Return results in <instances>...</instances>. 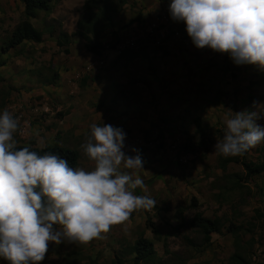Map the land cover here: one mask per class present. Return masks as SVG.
I'll use <instances>...</instances> for the list:
<instances>
[{
    "label": "crops",
    "instance_id": "1",
    "mask_svg": "<svg viewBox=\"0 0 264 264\" xmlns=\"http://www.w3.org/2000/svg\"><path fill=\"white\" fill-rule=\"evenodd\" d=\"M131 2L143 12L152 13L150 25L148 26L146 23L143 27L139 26L140 30L141 27L144 28L141 31L138 28H132L128 33L129 41L122 40L124 37L119 38L114 48L108 49L106 46L100 56L85 51L84 42L78 36H75L68 46L59 48L56 46L54 38L43 35V42L37 43V45L38 47H48L43 57L47 60L52 57V65L58 75L55 84L44 86L46 90L51 89L52 99H47L54 100L55 104L60 103L61 106L67 105L69 109L61 117H47L46 119L44 116L43 120L36 122L33 117L23 119V117L25 118L23 112L28 107L27 96L30 93H26L25 97L17 99L14 95H18V92L13 93L8 89L4 93L0 91V114L7 110L13 118L18 119L19 124L16 133L18 134L19 131V134L24 135L22 138L25 141L16 142V145H26L30 139L34 138L37 147L52 146L58 143L78 152L77 168L92 171L95 168V162L85 154L81 145L86 143L91 136L90 126L93 123L99 126H102L103 123L111 124L122 128L127 134L124 151L128 155H134L129 151L133 147L140 151L146 147L153 149L156 147L158 141L146 144L145 140L156 138L159 132L165 133L162 127H159V117H164L165 120L176 118L178 121L175 125L177 129L184 128L185 125H182L184 122H191L196 118H199L200 121L211 119L215 122V126L218 125L216 127L225 131V118L229 115V109L232 112L245 109L255 110L253 109V102L255 101L257 103L256 111L262 116L258 120L262 123L259 122V124L264 126V71L253 65L237 66L227 53L221 54L209 48H196L189 36L184 38V34H181L186 32L185 23L174 22L167 12L168 6L164 11H161L160 0H131ZM120 19H122L121 14H117L115 21L119 22ZM161 24L166 26L160 27ZM155 27H160L154 32L164 39H161L162 44L165 45L164 51L157 49L150 52V48L139 47V45L137 47V44L133 47L134 41L140 39L138 44L141 43L145 33L152 31V28ZM170 30L175 31L174 36L170 35ZM73 32L67 34L70 35ZM123 42L131 43L132 47L121 51L120 49L125 47ZM31 44L36 45V43ZM102 44L104 45V42ZM60 50L61 52H59ZM65 50L68 53H65ZM1 51L0 47V56H5V58L0 60V69L5 74L9 71L13 74L15 66L12 53L14 49H10L6 53ZM164 52H167V55H164ZM127 54L130 57L125 60ZM17 58L15 57V60ZM211 59L213 67L209 66ZM32 61L30 59L27 62L22 73L30 74L33 68ZM15 70L18 73L17 67ZM81 73H87L89 78L84 77L83 79L86 80L82 81V79L79 84L77 82L72 83L71 79L78 77ZM10 77L13 76L10 75ZM217 94L221 100L215 99ZM47 125H50L48 130H46ZM193 127L190 125L189 129H193ZM223 131L219 132V137L224 135ZM204 132L206 133L205 130ZM38 133H42V136H39ZM165 134L168 136L167 133ZM207 136L210 137L208 134ZM60 137H65L63 139L69 141L63 145V142H59ZM14 140L16 141V139ZM45 142L47 143L45 144ZM72 143L77 144V147H73ZM214 145L212 141L209 151L203 154L205 155L203 157H206ZM260 145L259 151L264 153V141ZM171 148H175V145ZM199 153L202 154L201 151ZM196 155L198 152L190 155V157L193 158ZM199 156L201 155L199 154ZM151 160L153 161L154 158L150 161L145 160L144 170H141L143 174L146 175L147 167H154V171H165L157 176L154 181L146 184L144 189H139L141 195L149 196L152 193V184L164 183V174L168 169L167 162L151 164ZM220 167L217 169L220 179L213 181L212 178L207 179L206 175L201 176L199 174L193 183L194 186L204 185L206 190L214 188L218 181L223 180L228 164L224 171ZM121 168L123 169V165ZM218 171L215 172L218 173ZM138 174L142 177L141 173ZM191 189L190 191H192ZM220 193L221 190L216 187L211 191L212 202L216 203L215 198ZM193 194L197 196L198 192L195 191ZM57 227L59 228V226ZM129 227H131L129 220L123 224V228L111 226L109 232L102 233L101 238L93 239L87 244L69 243L65 240L60 245L51 243L49 245L61 253L76 251L82 252L91 259L104 260L98 258V255L101 252L106 253L111 247L115 249L117 247L116 238L125 237ZM144 235L153 241L147 233ZM111 260H113V254Z\"/></svg>",
    "mask_w": 264,
    "mask_h": 264
},
{
    "label": "clouds",
    "instance_id": "2",
    "mask_svg": "<svg viewBox=\"0 0 264 264\" xmlns=\"http://www.w3.org/2000/svg\"><path fill=\"white\" fill-rule=\"evenodd\" d=\"M168 12L185 23L196 48L227 53L237 66L264 71V0H170ZM256 107L254 101L255 110L229 109L223 138L214 145L217 154L240 156L264 141ZM18 124L7 110L0 114V257L10 264H39L50 243L87 244L134 211L156 207L155 199L132 191L145 187L138 173L146 161L137 148L126 154L122 128L91 124L81 147L95 168L86 171L57 153L17 150Z\"/></svg>",
    "mask_w": 264,
    "mask_h": 264
},
{
    "label": "rangeland",
    "instance_id": "3",
    "mask_svg": "<svg viewBox=\"0 0 264 264\" xmlns=\"http://www.w3.org/2000/svg\"><path fill=\"white\" fill-rule=\"evenodd\" d=\"M85 1L87 0H51V13L45 14L39 12L36 19L29 21L47 37L49 36L47 29L52 25L57 26L66 34L75 32L77 30V22L83 13ZM104 2L105 0H101L98 6H101ZM169 3L170 0H160L159 6L161 11H164ZM118 14H121L122 19L119 22L115 21L114 36L115 39L124 37L122 40H125V42L129 41L128 33L132 28H138L141 31L144 29L142 27L146 23L148 26L150 25V19L152 18V13L147 14L142 9H138L136 4L132 3L131 0ZM23 19V4L21 0H0V47L8 41L14 28ZM135 20L139 22L136 23ZM141 22L143 23L141 24ZM139 26H142L141 30ZM165 26L164 24L160 25V27ZM160 27L152 28V31L145 33L142 42L139 44L140 39L134 42L130 41L133 42V47L137 44V47L139 45V47L145 46L146 48H150V52L157 49L164 51L165 45L162 44V40L164 39L154 32ZM123 29L125 31H122ZM169 33L174 36L175 31L170 30ZM181 34H184V38L188 36L187 32ZM92 41L94 43L100 42L101 44L104 42L105 46H114L115 43L112 30L104 31L98 37L92 36ZM125 42H123L125 47L121 48V51L132 47L131 43ZM47 48V46L38 47L37 44L25 42L16 47L12 53L14 57L13 64L15 69L16 67L18 68V73L14 69L13 74L10 71L5 74L0 69V91L4 93L8 89L9 91H13V93L18 92V95H14L17 99H21L23 96H26V93H30L27 96L26 103L28 107L23 112L25 115L23 119L33 117L35 122L43 120L44 116H46V119L47 117L56 118L58 114H64L69 109L67 105L61 106L60 103L55 104L54 100H49L52 99L51 89H44L45 85L50 83L55 84L58 80V75L52 65V57L50 60L43 57V54L48 50ZM3 53L6 52L3 51ZM15 57L18 58L15 60ZM129 57L130 55L127 54L125 60ZM3 58L5 56H2L0 60ZM30 59L33 60L31 62L33 68L30 74L26 75L24 74L25 72L22 73V70H24L23 68ZM209 66L213 67L212 59ZM86 74L81 73L78 77L72 78L71 82L79 84L84 77L89 78V75ZM10 75L13 77L11 78ZM218 96L217 94L215 99L221 100ZM2 100H4V97H2ZM201 122L204 130L210 135V139L214 144L223 138V136L219 137V132L223 131V129L221 130L216 127L218 125L215 126L214 121L206 119ZM158 123L159 127H162V130L168 136L163 132H159L156 138L145 140L146 144L158 141L156 147L154 149L146 147V149L141 151L144 160L150 161V159L154 158L153 161L151 160V164L167 162L168 165V169L164 174V183L152 184V193L149 195L158 203L150 211L145 209L134 211L129 218L131 227L127 229L126 236L117 237L115 240L117 247L115 249L111 247L106 253L101 252L98 258H103L104 260L95 259L96 264H112L111 256L114 250H121L129 244H133L141 233H147L148 237L153 240L158 260L155 264H228L229 257L235 251L233 237L226 232L229 223L243 226V230L239 234L238 250L252 264H264V181L261 176L247 180L242 165L243 163H258L264 160V153L259 151L261 145H257L254 149L249 150L243 155L235 156L238 159L237 163H228L223 180L215 184V187L221 190L220 195L217 198L214 197L216 199L215 203L211 200L213 199L211 191L215 187L206 190L204 185H197V187L193 183L197 180L199 174L201 176L206 175L207 179L212 178L213 181L220 179L221 177L217 170L220 167V162L232 156L225 157L219 155L215 151L214 146H212L206 157L198 153V155L191 158L189 154L183 151V144L185 143L187 134L191 137L192 142L196 143L199 140V134L196 133L194 122H184L182 125H185V127H181V129H177L175 126L178 123L176 118L165 120L164 117H159ZM190 125L194 126L193 129H189ZM49 126L47 125L46 130H48ZM38 135L42 136V133H38ZM22 136L24 135L19 134L18 131V134L13 135V138L16 139V142L22 143L25 141ZM63 138L65 137H60L59 142H63V145H65L69 140ZM29 142L36 144L35 138L30 139ZM72 144L73 147H77V144ZM173 145H175V148H171ZM144 151H148L149 153ZM199 160L201 161L200 163L198 162ZM147 168L146 175L141 171L139 172L142 174L141 178L144 181V185L149 184V182L151 183L165 171H154V167ZM215 171H218V173ZM236 182H240L241 187L233 188ZM192 187L194 189H191ZM230 187L232 188L231 190L229 189ZM139 189L141 188L138 187L132 191L135 195H144L139 193ZM195 191L198 192L197 196L193 194ZM195 212H200L205 218H220L224 223L221 233L212 234L210 243L208 244H203L202 235L190 227V222ZM256 212L261 213L263 218L255 219ZM125 223L114 226L123 228V224ZM149 223L157 227L159 231L158 237H154L146 226ZM64 254L52 247V245H49L45 259L39 262V264H64ZM66 263L73 264V258L68 259ZM0 264H10V262L5 260ZM76 264H89V261H82ZM126 264H131L130 260H127Z\"/></svg>",
    "mask_w": 264,
    "mask_h": 264
},
{
    "label": "trees",
    "instance_id": "4",
    "mask_svg": "<svg viewBox=\"0 0 264 264\" xmlns=\"http://www.w3.org/2000/svg\"><path fill=\"white\" fill-rule=\"evenodd\" d=\"M101 0H87L83 5V13L77 22V30L70 35L61 31L57 26L48 27V35L54 38L57 47H65L72 43L75 36H78L84 42V49L88 53L100 56L106 49V46L100 42L94 43L92 36L98 37L99 34L107 30H112L113 39L115 40L114 46H108V49H112L118 43V39L114 36L115 16L118 12L128 4L130 0H105V2L98 6ZM23 4V17L24 19L18 23L11 33L8 41L1 47L4 52L10 49H15L25 42L30 43H42L43 33L36 29L29 20L36 19L39 12L49 14L52 11L51 0H21ZM136 21V20H135ZM65 53H68L65 50ZM167 55V52H164ZM83 79L82 81H85ZM53 84V83H50ZM62 114H58L57 117H61ZM194 125L196 133L199 134V140L194 143L190 136H186L185 143L183 144V151L187 154L194 155L196 152H202L205 154L209 151V147L212 144V140L204 132L202 123L199 118L194 119ZM29 147L30 151H36L39 155H43L45 152L57 153L63 158L68 160L69 166L77 168L79 154L76 150L69 149L55 143L52 146L37 147L34 142H29L26 145H16L17 150ZM238 159L235 157L227 158L220 162V168L222 171L226 169L228 163H237ZM245 171V177L247 180H251L256 176H261L264 181V161L259 163H243ZM241 187L240 182H236L233 188ZM232 189L231 187L229 188ZM255 219H262L263 215L259 212L255 213ZM154 237L159 236L157 227L149 223L146 225ZM190 227L198 231L202 235V243L208 244L211 240L212 234H220L224 228V223L220 218H205L200 212H195ZM243 230L242 225H235L229 223L226 232L233 237V246L235 251L228 259V264H252L251 261L246 258L239 249V234ZM73 258V264L82 261H89V264H96L95 259H91L89 256L84 255L82 252L71 251L64 254V264L68 259ZM130 260L131 264H155L157 260L156 252L153 242L146 238L144 233H141L133 244H129L123 247L121 250L113 252L112 264H126V261Z\"/></svg>",
    "mask_w": 264,
    "mask_h": 264
},
{
    "label": "built area",
    "instance_id": "5",
    "mask_svg": "<svg viewBox=\"0 0 264 264\" xmlns=\"http://www.w3.org/2000/svg\"><path fill=\"white\" fill-rule=\"evenodd\" d=\"M5 260L2 258V257H0V263H3Z\"/></svg>",
    "mask_w": 264,
    "mask_h": 264
}]
</instances>
